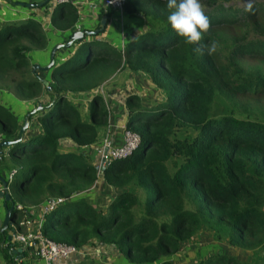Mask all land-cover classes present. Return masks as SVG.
<instances>
[{
  "label": "trees",
  "instance_id": "16d2710c",
  "mask_svg": "<svg viewBox=\"0 0 264 264\" xmlns=\"http://www.w3.org/2000/svg\"><path fill=\"white\" fill-rule=\"evenodd\" d=\"M201 2L210 28L200 44L189 45L168 24L165 0H124L122 9L140 13L149 29L121 51L100 39L81 43L82 59L70 56L66 61L76 63L50 68V92L26 56L47 48L40 25L32 19L1 25L0 90L33 104L57 95L33 115L38 131L26 128L0 156L14 204L68 198L45 215L42 233L51 240L104 244L132 264H176L172 256L206 230L212 243L252 259L219 248L180 264H264V0ZM55 6L51 27L69 30L75 9ZM213 40L218 48L208 55L201 45ZM120 69L140 73L159 95L144 102L125 97L123 125L139 145L96 173L85 148L107 130L109 111L95 90ZM77 94L88 100L86 113L71 99ZM217 108L222 114L214 117ZM18 128L0 105V141L12 140ZM98 178L114 191L104 209L81 198ZM20 217L13 208L9 225L0 226V264L20 263L11 252L17 244L6 239Z\"/></svg>",
  "mask_w": 264,
  "mask_h": 264
},
{
  "label": "crops",
  "instance_id": "0c3cea01",
  "mask_svg": "<svg viewBox=\"0 0 264 264\" xmlns=\"http://www.w3.org/2000/svg\"><path fill=\"white\" fill-rule=\"evenodd\" d=\"M40 1L41 0H0V27L4 23H17L24 19H32L40 25V28L47 39L48 44L45 50H32L27 53L30 64L37 63L41 66L47 64L49 61L48 56L50 48L54 44L65 41L68 35L75 30H86L89 32L96 31L94 36H85L89 38L91 37L90 40L100 39V41L105 45L121 51L123 47L131 42L137 35H140L149 29L145 18L138 12H127L124 11L122 7L117 9L108 5L104 8L103 0H73L75 2L74 4H66L75 9L77 14L76 22L69 30H55L51 27L50 16L53 14V12L54 14H57L59 11L57 10L56 6L52 7L50 0L45 6L42 7L26 6L27 4L38 3ZM101 16L106 17V22L104 28L102 30H98L99 19ZM80 44L81 43L79 41H74L73 44L67 48H59L54 53V63L61 64L65 62L70 56H74V58L77 57L76 59H82L84 49L81 48L82 45L80 46ZM92 52L97 54L98 51L95 48L92 50ZM69 62L76 63L74 61ZM37 74L40 77L43 76L42 78L46 80L49 79V70L37 71ZM44 74H46L47 78L44 76ZM101 86L104 96L107 100V105L109 106L112 103H118L116 100L117 98H120L124 104L125 97L129 94H135L133 92H137V95L142 97L141 101L143 102L145 99H157L159 95L144 76H142L140 73L132 72L127 69L118 70ZM77 96H79V94L76 96L73 95L71 99L72 101L77 102L79 107H82V104L80 103L83 101L82 98L84 95L80 96L79 98ZM48 100L49 99H45L41 103L46 105ZM123 104L121 102L118 105L113 104V109H111V112L109 109L107 130H105L104 134L102 133L97 142L87 147L90 148L91 156H94L95 158L97 156L94 165H97L100 161L97 151L101 147L103 138L107 137L113 143H117L120 139V126L122 123H118V119L123 120L122 116L120 115L123 113ZM0 105L8 109L13 114L19 126L21 125L24 115L32 108L30 102L19 101L11 93H8L4 90H0ZM110 117L114 123L112 126H110L109 122ZM34 119L35 118L33 116L30 117L27 131H31V127L33 131H38L35 126L31 125V122L32 124L34 123ZM64 143L69 144L65 141ZM2 151H5V149L3 148ZM112 193H114V191L109 188L102 181V179L98 178L90 187V190H88L87 197L84 193L81 198H87L88 203L92 206L98 209H104L107 203L110 201ZM97 195L99 196L98 199L100 200L97 199ZM2 216L3 208L2 200L0 199V221ZM85 247L86 253L74 254L66 259L54 261L52 264H132L129 261L123 259L121 255H118L111 248L106 247L104 244L101 245L99 243H93L88 244ZM15 248L20 249L19 253H14L15 259L20 263L44 264L42 260L34 258L29 254L24 257L20 255V253H24V250L19 245L15 246ZM178 253L172 256L173 260L176 262V264L185 263V257H182L183 259L177 257ZM17 256H19L18 259Z\"/></svg>",
  "mask_w": 264,
  "mask_h": 264
},
{
  "label": "built area",
  "instance_id": "2783aa9c",
  "mask_svg": "<svg viewBox=\"0 0 264 264\" xmlns=\"http://www.w3.org/2000/svg\"><path fill=\"white\" fill-rule=\"evenodd\" d=\"M123 1L103 0V3L105 6L108 5L120 9ZM61 3L74 4L75 2L73 0H50L52 7ZM95 91L103 96L101 87H98ZM138 143L137 135L126 129L122 124L120 126L118 144L113 143L105 137L97 153L100 158L104 156V162L108 163L111 160L126 158L137 148ZM103 147L107 148L104 154L102 153ZM104 162L101 166L99 163L95 166L96 173H99L103 169L105 166ZM10 179L11 175L9 174L7 181H10ZM75 195L77 194H73V196ZM67 199L63 197H50L38 205L27 207L14 204L13 208L21 213V217L18 219L17 225H13V229L8 234L10 240L19 245L32 257L42 260L44 264H52L54 261L66 259L74 254L86 253V245L74 247L62 242L53 241L42 233L45 215L58 205L63 204Z\"/></svg>",
  "mask_w": 264,
  "mask_h": 264
},
{
  "label": "water",
  "instance_id": "95a60500",
  "mask_svg": "<svg viewBox=\"0 0 264 264\" xmlns=\"http://www.w3.org/2000/svg\"><path fill=\"white\" fill-rule=\"evenodd\" d=\"M49 0H41L38 3H33V4H27L26 6L29 7H42L45 6L48 3ZM103 7L105 8L106 6L103 5ZM105 22H106V17L105 16H101L99 19V29L98 30H102L105 26ZM98 32V31H97ZM96 31H84V30H75L72 31L67 39L65 41H63L62 43H57L54 44L50 50H49V61L47 64L41 66L38 65L37 63H32L31 64V73L36 77V79L46 88V90L48 92L51 91L50 87L48 86L49 82L40 77L37 74V71H47L50 70V68L54 65H56L54 63V53L59 49V48H67L69 46H71L73 44L74 41H79L80 43H86L90 40L89 37H87L88 35H95ZM87 35V36H85ZM89 38V39H88ZM56 93L52 94V98L51 100L46 104V105H41L38 101L35 102L34 107L28 111L21 122V125L19 126V128L17 129L16 134L14 135L12 140H7V141H0V156L3 153L2 149L4 148L6 150V148H8L9 146H11L13 143L19 141L22 139V137L25 135V130L28 127V123H29V117L33 116L34 114H36L37 112H40L46 108H48V106L52 103V101L56 98ZM106 147H103V154L106 151ZM104 162V156H102L100 158V162L99 165L101 166ZM104 164L106 165L107 163L104 162ZM0 199L2 200V208H3V216L1 219V230L4 229L5 227H7L10 223V213L13 210V204L14 202L12 201L10 194L7 190V183L6 181L0 177ZM7 240H10V236L8 235L6 237ZM12 253H19L20 249L19 248H12L11 249ZM19 256H17L18 259Z\"/></svg>",
  "mask_w": 264,
  "mask_h": 264
},
{
  "label": "clouds",
  "instance_id": "9594fccd",
  "mask_svg": "<svg viewBox=\"0 0 264 264\" xmlns=\"http://www.w3.org/2000/svg\"><path fill=\"white\" fill-rule=\"evenodd\" d=\"M165 6L169 10L167 22L176 34L189 45L200 44L210 28V19L201 0H165ZM201 47L208 55H212L217 51L218 42L213 40ZM196 50L200 51V48Z\"/></svg>",
  "mask_w": 264,
  "mask_h": 264
},
{
  "label": "rangeland",
  "instance_id": "374dc122",
  "mask_svg": "<svg viewBox=\"0 0 264 264\" xmlns=\"http://www.w3.org/2000/svg\"><path fill=\"white\" fill-rule=\"evenodd\" d=\"M227 1L228 3H234L236 5H243L245 4L248 0H225ZM27 56V55H26ZM28 57V56H27ZM29 58V57H28ZM44 76L47 78L46 74H44ZM43 77V76H42ZM146 79V78H145ZM153 87V86H152ZM154 88V87H153ZM5 91V90H4ZM8 92V91H6ZM11 93V92H10ZM135 93V95H137V92H133ZM85 94V93H84ZM138 96V95H137ZM79 98V96H78ZM158 98V97H157ZM45 99H49L50 100V97L49 96H41L39 99H38V102L40 103L43 102V100ZM18 100V99H17ZM48 100V101H49ZM82 107L79 108V110L81 111V113H86V104H87V98L86 97H83L82 98ZM118 103H112L109 105H107V100L105 98V101H106V108H108V111L110 109V112H111V109H113V104H116L118 105L120 102L123 104V102L121 101L120 98H117L116 99ZM31 103V102H30ZM41 104V103H40ZM32 105V108L34 107L35 103H31ZM43 105V104H41ZM116 107H120V106H116ZM31 108V109H32ZM122 108H123V113L120 114L123 118V120L121 119H118V123H122L124 124V117L126 116V110H125V107H124V104L122 105ZM222 109L220 108H217V109H213L212 112H214V117H217L219 115H221V111ZM122 112V111H121ZM32 117V116H31ZM30 118V117H29ZM121 121V122H120ZM123 121V122H122ZM109 122H110V126H112L114 123L112 122V118L110 117L109 119ZM85 152L90 154V148H85ZM94 156H91V159H92V163L95 164V160L97 158L94 157ZM105 165V164H104ZM96 166V165H95ZM87 192H85V196L87 197ZM99 195V194H98ZM97 195V199L99 198V196ZM103 199V197H102ZM87 200V198H86ZM100 200V199H98ZM264 209V208H263ZM0 224H1V221H0ZM210 233L208 231H201L198 235L195 236L194 240H192L189 244H185L181 250L179 251L177 257L179 258H182V257H185V262L193 259L195 260L196 258H202L204 256H207L208 254H213L214 252H218L220 251L219 248H224L223 251H225L227 254H231V255H234L235 257H237L238 259H245L247 261H250L252 258H251V254L250 253H245V252H241L235 248H232V247H227V246H223V245H219L217 243H212L211 242V238H210ZM124 259V258H123ZM183 259V258H182Z\"/></svg>",
  "mask_w": 264,
  "mask_h": 264
},
{
  "label": "flooded vegetation",
  "instance_id": "af4514ba",
  "mask_svg": "<svg viewBox=\"0 0 264 264\" xmlns=\"http://www.w3.org/2000/svg\"><path fill=\"white\" fill-rule=\"evenodd\" d=\"M50 100H51V99H50ZM50 100H49V101H50ZM49 101H48V102H49ZM48 102H47V103H48Z\"/></svg>",
  "mask_w": 264,
  "mask_h": 264
}]
</instances>
